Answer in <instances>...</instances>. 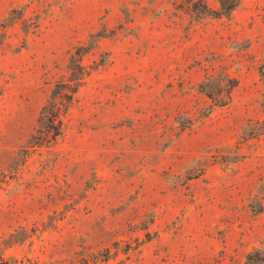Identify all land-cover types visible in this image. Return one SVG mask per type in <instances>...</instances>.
Instances as JSON below:
<instances>
[{"label":"rangeland","instance_id":"374dc122","mask_svg":"<svg viewBox=\"0 0 264 264\" xmlns=\"http://www.w3.org/2000/svg\"><path fill=\"white\" fill-rule=\"evenodd\" d=\"M219 6L0 0V264H264V0Z\"/></svg>","mask_w":264,"mask_h":264},{"label":"trees","instance_id":"16d2710c","mask_svg":"<svg viewBox=\"0 0 264 264\" xmlns=\"http://www.w3.org/2000/svg\"><path fill=\"white\" fill-rule=\"evenodd\" d=\"M240 0H219V13L221 16L228 17L239 5ZM67 96V95H66Z\"/></svg>","mask_w":264,"mask_h":264}]
</instances>
